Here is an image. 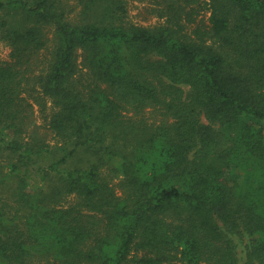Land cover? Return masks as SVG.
Masks as SVG:
<instances>
[{"label":"trees","instance_id":"16d2710c","mask_svg":"<svg viewBox=\"0 0 264 264\" xmlns=\"http://www.w3.org/2000/svg\"><path fill=\"white\" fill-rule=\"evenodd\" d=\"M77 2L0 0V264H264V0Z\"/></svg>","mask_w":264,"mask_h":264},{"label":"rangeland","instance_id":"374dc122","mask_svg":"<svg viewBox=\"0 0 264 264\" xmlns=\"http://www.w3.org/2000/svg\"><path fill=\"white\" fill-rule=\"evenodd\" d=\"M126 6V14H124V20L127 24H132L145 28H153L162 23H164L165 19L160 18L159 14L164 8L162 0H124ZM68 5L70 6L71 11H68L67 19L72 23H77L80 21V6L77 0H68ZM207 19L208 14H202L197 18L196 25L199 24V20L202 18ZM194 24V26H195ZM49 43L47 45V49H45L41 53L42 65L47 63V60L50 57V53L53 49L52 45V35H49ZM10 49L5 42H0V63L6 62L9 60ZM46 60V61H44ZM83 83L86 85L87 79L86 76L83 77ZM24 97L33 105L34 108V121L38 126L37 131L41 137H45L47 144L54 146L58 140L54 139V137L48 132V125L50 123L51 118L56 113V108L53 103L44 98L38 88L26 87L25 88ZM163 112L160 109H147L144 112L137 115L129 114V118H142L150 125H159L162 123L165 118L163 117ZM1 164L5 165L6 163V155L3 154L0 156ZM103 178L110 183V185L115 188L117 195L120 196L121 192L116 188L118 181L113 179L107 171L102 172ZM5 197V195L0 196ZM76 203V199L73 197H69L65 202L61 203L63 207H67L68 205H73ZM244 244H238V251L241 254L243 252ZM35 264H53L47 261H37Z\"/></svg>","mask_w":264,"mask_h":264}]
</instances>
